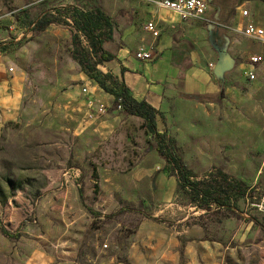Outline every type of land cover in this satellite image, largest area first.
Wrapping results in <instances>:
<instances>
[{"label": "rangeland", "instance_id": "obj_1", "mask_svg": "<svg viewBox=\"0 0 264 264\" xmlns=\"http://www.w3.org/2000/svg\"><path fill=\"white\" fill-rule=\"evenodd\" d=\"M151 1L0 0V264H27L41 253L52 264H132L145 222L179 233L180 264H264V62L253 69L249 61L264 58V45L244 35L249 23L264 29V0H212L219 20L198 25L200 42L229 57V76L213 100L176 88L157 109L158 131H170L196 180L203 185L222 170L250 188L238 201L243 219L205 212L180 190L147 122L115 108L123 78L114 61L102 62L82 33L73 39L69 20L38 27L45 12L66 5L101 10L113 24L104 50L118 56L132 43L136 58L157 12ZM194 226L204 245L189 258L184 231Z\"/></svg>", "mask_w": 264, "mask_h": 264}, {"label": "crops", "instance_id": "obj_2", "mask_svg": "<svg viewBox=\"0 0 264 264\" xmlns=\"http://www.w3.org/2000/svg\"><path fill=\"white\" fill-rule=\"evenodd\" d=\"M156 9V15L151 20L157 22L161 35L154 38L146 32L149 40L137 48L152 50L156 58L148 62L136 59L131 54L134 48L130 43L131 46L115 55V74L123 78V83L136 100H145L156 109L163 105L164 95L176 88H182L185 95L190 97H211L219 87L218 81L229 76V70H225L221 77L214 73L221 57L220 53L209 51L200 42L198 25L206 23L183 22L181 16L173 11ZM210 11L208 16L213 17ZM3 70L0 65V82L5 79ZM173 229L163 224L142 223L139 231L145 236L142 246L130 258L132 264H180L181 242L177 238L179 233ZM184 234L190 239L187 242V257L190 258L196 247L204 245L198 240L204 238L205 233L194 226L185 230ZM40 255L30 259L27 264L53 263L50 255ZM37 258L41 259L37 261Z\"/></svg>", "mask_w": 264, "mask_h": 264}, {"label": "trees", "instance_id": "obj_3", "mask_svg": "<svg viewBox=\"0 0 264 264\" xmlns=\"http://www.w3.org/2000/svg\"><path fill=\"white\" fill-rule=\"evenodd\" d=\"M64 20H69L70 30L73 35V39L80 33L83 34L89 41L92 52L101 55L102 62H110L116 59L115 54L104 50L103 44L105 39L103 38L104 29L112 30L111 18L106 16L101 10L96 12L84 11L73 5L65 6L62 8H55L51 12H45L38 21L39 28H46L53 23H59ZM84 65V61H81ZM89 71H91L89 64L85 65ZM91 78L95 79L104 88V84L101 83L94 74H91ZM122 87L120 92L113 93L115 96V108L123 107L130 114L143 118L150 127V130L157 139L156 150L160 156L165 159L167 164L172 166V170L177 179L180 190L187 191L192 201L198 208L205 210V212H217L225 218H239L241 216L240 208L238 207V201L248 198L250 194V188L241 180L235 177H231L222 170L213 171L209 178L201 182L195 179L194 173L185 166L182 157L177 151V147L174 144L170 136V131L159 132L157 129V117L160 115L159 110L154 108L145 100H136L130 95L125 83H121ZM106 89V88H104ZM107 92L109 90L106 89ZM211 100L214 98L209 97ZM82 197V194H81ZM89 212L93 217L98 218L103 216L101 213L89 208ZM131 210H120L119 213L130 212ZM113 215L106 216L107 218L113 217ZM158 223L169 222L160 219L152 218ZM4 235L10 238L19 239V235L11 236L6 230L1 229Z\"/></svg>", "mask_w": 264, "mask_h": 264}, {"label": "built area", "instance_id": "obj_4", "mask_svg": "<svg viewBox=\"0 0 264 264\" xmlns=\"http://www.w3.org/2000/svg\"><path fill=\"white\" fill-rule=\"evenodd\" d=\"M156 7L161 9H167L175 12L181 16L183 22L197 21L206 24H215L219 20V12L215 15V18L208 16V12L211 9L212 0H156L151 1ZM249 16V12L245 11L244 16ZM146 32L150 33L154 38H158L161 35V31L158 28L156 21L151 20L145 24ZM244 35L251 41L264 45V29L257 27L253 23H249L244 29ZM136 58L140 61L148 62L156 58V53L152 50H138ZM250 65L254 69L257 65H261L264 62V58L261 55H253L250 58ZM248 80L254 81L256 74L254 71H249ZM84 91L88 93V89L85 87ZM2 99L0 98V106ZM92 105V104H91ZM97 114H103V106L96 110Z\"/></svg>", "mask_w": 264, "mask_h": 264}, {"label": "water", "instance_id": "obj_5", "mask_svg": "<svg viewBox=\"0 0 264 264\" xmlns=\"http://www.w3.org/2000/svg\"><path fill=\"white\" fill-rule=\"evenodd\" d=\"M220 60L218 62V64L215 66V69H214V73L218 76V77H221L222 76V73L225 71V70H229L231 69L232 67V62L231 60L229 59V57H227L225 55L224 52L220 51Z\"/></svg>", "mask_w": 264, "mask_h": 264}]
</instances>
